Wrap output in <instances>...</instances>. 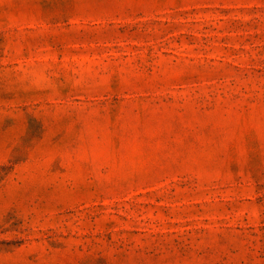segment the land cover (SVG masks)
<instances>
[{
  "label": "rangeland",
  "instance_id": "rangeland-1",
  "mask_svg": "<svg viewBox=\"0 0 264 264\" xmlns=\"http://www.w3.org/2000/svg\"><path fill=\"white\" fill-rule=\"evenodd\" d=\"M0 264H264V0H0Z\"/></svg>",
  "mask_w": 264,
  "mask_h": 264
}]
</instances>
